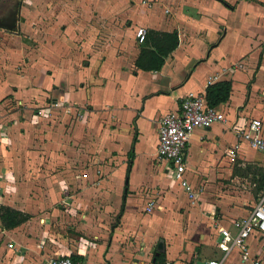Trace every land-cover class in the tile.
<instances>
[{"label": "crops", "instance_id": "1", "mask_svg": "<svg viewBox=\"0 0 264 264\" xmlns=\"http://www.w3.org/2000/svg\"><path fill=\"white\" fill-rule=\"evenodd\" d=\"M184 5L174 4L169 16L167 7L165 15L150 13L139 19L142 24L139 28L146 25V29L179 33L178 46L160 70L136 67L140 44H131L132 48L118 56L108 50L106 42L92 47L93 32L78 34L74 30L66 35L70 43L60 38L62 35H52L55 43L52 42L51 49L42 44L44 40L40 37L44 38V33H35L41 53L54 54V48L62 51L65 43L69 53L74 51L67 61L63 55L51 58L52 74H42V85L53 96L39 105L51 107L48 103L54 101L59 103L52 104L57 109L66 102L68 112L84 109L75 134L85 143L87 132H95L93 144L87 139L85 146L86 150L92 147L99 151L92 155L83 146L72 163L88 164L94 158L104 174L99 178L100 186L109 190L87 187L88 176L98 179L95 171L73 174V179L68 176V181L73 183L68 189L75 191H70V201L61 207L78 219L83 212L88 215L83 222L76 220L70 231L65 228L66 219H62L59 229L54 220L65 211L56 205L58 193L53 191L56 203L53 201L51 206L46 198L48 194L18 205L15 202L18 189L11 193L5 188L6 182L16 179L17 172L9 166L16 165L18 160L0 162L3 167L0 205H10L29 215L15 228H6L0 222V264H48L50 258L59 255L77 256L86 264H161L156 258L163 253L158 251L162 240L165 254L160 257H164V264H205L211 259L221 260L222 264H253V257L244 259L238 249L226 255L220 250L218 226L234 230L232 220L248 215L264 191L255 188L258 199H252L239 192L216 195L213 190L234 178L238 172L236 162H248L246 166L253 173L254 183L252 170L264 168V151L253 148L245 140L240 142L236 158H231L229 153L238 141L231 129L236 117L259 118L264 122V0H195ZM1 29L3 55L27 51L28 44L21 39L22 33L8 30L10 33L6 26ZM79 40L83 44L76 47ZM14 44L18 47H13ZM3 64L5 67L7 61ZM221 80L232 82L230 99L218 106L225 110L227 121L215 122L209 128L199 127L192 134L184 174L191 186L189 192L172 178L170 162L158 155L160 121L166 113L178 110L185 97L205 95L209 84ZM7 83L6 87L0 80V100L12 90L11 86L15 97H23L22 84ZM6 130L2 134H7ZM250 148L255 155L248 156ZM112 149L119 151L117 163L116 157L109 155ZM140 158L147 159L152 169L134 177ZM112 162L116 166L108 173ZM98 191L97 196L103 201L111 199L104 207L117 214L115 223L109 219L106 222L104 217L92 220L94 216L87 207ZM150 201L152 208L147 210ZM92 228L98 231L91 232ZM249 246L251 255L264 264V236L252 237Z\"/></svg>", "mask_w": 264, "mask_h": 264}, {"label": "rangeland", "instance_id": "2", "mask_svg": "<svg viewBox=\"0 0 264 264\" xmlns=\"http://www.w3.org/2000/svg\"><path fill=\"white\" fill-rule=\"evenodd\" d=\"M193 1L195 0H174L171 2L169 0H0V32L3 30L1 29L3 26H6L7 31H18L22 33L21 39L26 40L28 44L27 51L21 52V54L12 53L11 56H7L6 53L7 57H5L0 52V80L3 85L7 87L9 81L13 85L22 84L20 88L23 97H15L14 86H11L12 90L0 100V162L4 164L7 160H13V158L18 160L16 165L9 166V169H14V172H17L15 181L11 180L9 184L7 182L5 184L7 192L8 188L11 193L15 191V188L18 189L19 194L15 201L18 205L27 200L34 201L36 197H46L48 194L46 198H48L49 206H51L50 204L53 201L56 203L54 194L57 192L59 198L56 205L61 207L65 202L70 201V191H75L71 188L68 189L69 184L72 183L68 181V178L74 177L73 174H79L85 170H88L91 174L95 171L98 178L95 180V178H89L88 176V179H86L87 187L91 185L99 189L109 190V187L100 186L99 178L101 174L103 176L104 174L99 163L97 162V165L94 163V158L88 164L72 163L73 158L79 154L78 152L82 151L83 146L85 151L91 152L92 155L99 151L98 149L92 150V147L90 150H86L87 146H85L88 144L87 139L93 144L95 132L91 134L87 132L85 143L75 134V127L78 123L80 124L84 109H81L80 112L79 110L68 112L66 102L57 109L52 107L54 101L48 103L51 107L39 105L46 103L49 100L47 98L51 100L53 96L49 92L50 89L47 90L42 85V74H52L51 58L63 55L62 57L67 61L69 56L74 54V51L69 53L66 44L70 43L69 38H66L68 32L72 33L74 30L78 34L83 31L93 32L95 37L94 42H91L92 47L98 46L100 42H106V46L109 47L108 50L122 56L129 48H132V45H139L135 33L139 26H142L139 19L147 17L144 15H150V13L162 15L166 13V9L170 8L167 13L169 16L174 10V4H177V7H182L184 4ZM143 26L147 28L146 25ZM133 32L134 34H132ZM35 33H44V38L40 37L44 40L42 44H44V48L49 46L48 48L51 49L52 42L55 43L52 35H62L60 38L66 39L63 50L57 51L53 47L54 54L39 52L38 43L40 42L36 43L35 40L39 38L35 37ZM82 44V40H79L78 43L76 42V47ZM13 47L18 46L14 44ZM81 60L82 58H80V62ZM3 61H7L5 67ZM10 64L11 66H9ZM65 64L66 62H62V65ZM29 91L36 94L30 95ZM40 115H43L44 118L41 119ZM5 129H7L5 132L8 136L2 134ZM11 135L14 136L13 140ZM119 150L123 154V150ZM255 154L254 149L250 148L248 150V156ZM109 155L115 156L116 163L118 162V150L112 149ZM116 163L112 162L108 165V173H111ZM247 163V161L242 164L236 162L238 172L233 179L224 181L221 183L222 186L218 185L220 189L212 187L215 194L218 195L225 191L228 193L239 192L245 197L258 199L254 194L256 185L253 181V173L247 169ZM1 164L0 173L3 169ZM134 169L135 177L147 174L152 167L147 159L140 158ZM17 176H19V179ZM78 188L79 186L76 191ZM53 191L56 192L53 193ZM24 193L28 195H24ZM98 194L99 191L95 193L92 198L93 202L87 207L90 209L92 216L95 217L92 220H101L104 217L106 222L109 219L110 222L115 223L117 214L108 212L105 208L111 203V199L105 202L102 197H98ZM61 208L63 209L64 206ZM85 215H88L87 212H83L80 219H78L79 217L73 213L61 212L54 223L60 229L62 226L61 220L66 219L65 228L70 231L72 230L70 226L74 225L76 220L82 222L86 220ZM92 229L91 232L98 231V229Z\"/></svg>", "mask_w": 264, "mask_h": 264}, {"label": "built area", "instance_id": "3", "mask_svg": "<svg viewBox=\"0 0 264 264\" xmlns=\"http://www.w3.org/2000/svg\"><path fill=\"white\" fill-rule=\"evenodd\" d=\"M147 29L140 27L136 39L143 43ZM53 105H59L54 102ZM225 110L218 106H210L204 94H191L185 97L178 110L166 113L159 125V142L157 152L160 158L170 162L169 173L172 178L181 183L189 192L190 184L185 179L187 147L194 131L199 128H209L215 122H226ZM231 129L238 141L231 146V158H236L240 151V142L247 141L253 148L264 151V122L259 118H238L231 122ZM195 193H193L194 195ZM153 202L147 207L152 208ZM234 230L218 226L221 241L217 244L226 255L234 249L240 250L242 257H253V264H260V259L251 255L249 239L264 236V195L253 207L251 212L241 218L232 220ZM48 264H86L83 259H75L71 255H59L48 260ZM205 264H222L221 260L211 259Z\"/></svg>", "mask_w": 264, "mask_h": 264}, {"label": "trees", "instance_id": "4", "mask_svg": "<svg viewBox=\"0 0 264 264\" xmlns=\"http://www.w3.org/2000/svg\"><path fill=\"white\" fill-rule=\"evenodd\" d=\"M179 43V33L177 30L160 31L156 29H147L146 39L140 43V52L136 58L137 68L143 70H160L167 57L176 49ZM232 82L230 80H221L209 84L206 87L205 97L210 106H219L226 103L231 96ZM254 180L257 191H264V168L256 167ZM29 218V215L17 208L7 204L0 205V222L6 228H15ZM164 252L160 256H164ZM157 257L158 263L164 264L163 257ZM80 259L77 256H72Z\"/></svg>", "mask_w": 264, "mask_h": 264}, {"label": "water", "instance_id": "5", "mask_svg": "<svg viewBox=\"0 0 264 264\" xmlns=\"http://www.w3.org/2000/svg\"><path fill=\"white\" fill-rule=\"evenodd\" d=\"M221 238H222V236H221ZM221 238H220V240H221ZM158 251L159 252H165V245H164V241L163 240L159 242ZM201 264H204V263L202 262Z\"/></svg>", "mask_w": 264, "mask_h": 264}]
</instances>
